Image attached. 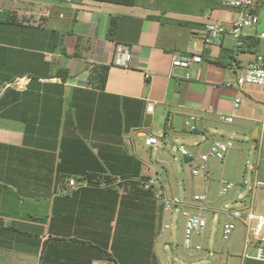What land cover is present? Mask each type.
<instances>
[{"label": "crops", "instance_id": "crops-1", "mask_svg": "<svg viewBox=\"0 0 264 264\" xmlns=\"http://www.w3.org/2000/svg\"><path fill=\"white\" fill-rule=\"evenodd\" d=\"M224 1L0 0V264H264L242 257L246 224L242 246L203 233L188 255L179 213L143 188L157 175L170 197L206 190L208 216L211 182L225 179L236 184L227 209L264 211V87L235 84L264 54V7L240 44L225 34L206 45L207 21L240 14ZM174 53L201 61L173 67ZM216 138L233 142L218 166L193 176L178 164L179 145L198 154Z\"/></svg>", "mask_w": 264, "mask_h": 264}, {"label": "built area", "instance_id": "built-area-1", "mask_svg": "<svg viewBox=\"0 0 264 264\" xmlns=\"http://www.w3.org/2000/svg\"><path fill=\"white\" fill-rule=\"evenodd\" d=\"M223 5L227 8L238 10L240 14L227 25L207 21L203 36V42L206 45L213 44L225 34L230 35L240 44L244 30L254 28L259 23L258 15L253 13L252 9L257 5L264 7V0H225ZM261 36L263 37L264 34H261ZM130 61L131 53L126 48L120 46L115 53L114 64L125 68L129 65ZM200 61V56L192 54L174 53L171 56V65L173 67L188 68L193 63ZM235 84L239 89L245 86L264 87V54H258L248 63L245 70L237 75ZM239 103L240 99H235L233 103L234 108H238ZM152 107L153 104H149L147 112H151ZM199 120L198 116H188L184 121V126L191 132L195 131ZM221 121L230 124L233 119L230 116H222ZM157 143L158 138L149 134L146 144L156 145ZM232 148L233 142L229 140L222 138L213 139L205 152L197 154L198 162L191 168L192 175L205 174L208 170L210 159L222 160ZM177 150L184 158H189L190 163L194 162V153L186 146L181 144L177 147ZM260 184V182H255L254 187ZM69 186L72 189L79 187L74 180H69ZM235 187V182L221 179L218 195L221 197L227 196ZM143 188L154 192L155 198L162 203L165 212L179 213L183 219V248L188 255L200 253L202 246L194 243V237L202 235L207 227V213L210 211L208 192L203 190V192L193 194L190 200L178 196L170 197L163 192L161 179L157 175L147 180L143 184ZM219 213L224 217L221 224V240L223 242L228 241L236 228L235 221L244 218L246 221V238L243 245L242 257L264 263V211L256 213L252 202L245 214L241 210L234 208L220 210ZM168 227L165 224L162 229H167ZM250 248L253 249L252 253H249Z\"/></svg>", "mask_w": 264, "mask_h": 264}, {"label": "rangeland", "instance_id": "rangeland-1", "mask_svg": "<svg viewBox=\"0 0 264 264\" xmlns=\"http://www.w3.org/2000/svg\"><path fill=\"white\" fill-rule=\"evenodd\" d=\"M175 154L177 155L178 158V164L181 167L184 168H189V165L191 164V166H195L198 162L197 160V154H194V162L193 163H189V164H185L183 162V156L178 152V150H174ZM235 152V150H232L231 153L233 154ZM241 162L244 164L246 159H249L250 162H253V157L251 156L250 158H247L246 155H242L241 156ZM237 158V154L234 155V159ZM210 162L212 164H214L215 166H218V161L216 159H210ZM249 162V163H250ZM190 166V168H191ZM186 174V172H185ZM190 173L188 175L189 178ZM219 184L217 182L212 183L210 185V190H209V195L211 197V199L215 200V206L218 207V209L215 211L214 215L212 213L208 214V223H207V227L206 230L204 231L205 237L208 238L209 240H211L212 242H214L215 244H217V246H221V224L223 221V215L221 213H219L218 211L220 210H224L227 209V205L225 204L230 193L227 196H223V197H218L217 194V190H218ZM199 192H203V189H201ZM198 192V193H199ZM210 200V199H209ZM232 207V206H230ZM247 212L248 210V206L244 208ZM236 223V228L233 232V234L230 237V240L224 244V246H242L243 243V239H244V224H246V221L244 218H240L237 221H235Z\"/></svg>", "mask_w": 264, "mask_h": 264}, {"label": "trees", "instance_id": "trees-1", "mask_svg": "<svg viewBox=\"0 0 264 264\" xmlns=\"http://www.w3.org/2000/svg\"><path fill=\"white\" fill-rule=\"evenodd\" d=\"M97 1H107V2H114V3H121V4H133V0H97ZM114 28V24L111 21V25L109 28V35L112 34Z\"/></svg>", "mask_w": 264, "mask_h": 264}, {"label": "water", "instance_id": "water-1", "mask_svg": "<svg viewBox=\"0 0 264 264\" xmlns=\"http://www.w3.org/2000/svg\"><path fill=\"white\" fill-rule=\"evenodd\" d=\"M189 161H190L189 158H184V162H185V163H187V162H189Z\"/></svg>", "mask_w": 264, "mask_h": 264}]
</instances>
